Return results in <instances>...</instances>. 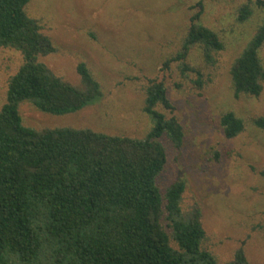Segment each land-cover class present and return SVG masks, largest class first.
Wrapping results in <instances>:
<instances>
[{
	"label": "trees",
	"instance_id": "trees-1",
	"mask_svg": "<svg viewBox=\"0 0 264 264\" xmlns=\"http://www.w3.org/2000/svg\"><path fill=\"white\" fill-rule=\"evenodd\" d=\"M29 2L0 0V48L21 56L0 108V264H217L202 248L200 208L182 210L184 181L171 182L163 193L157 186L167 162L161 139L175 149L183 142V128L162 81L150 80L145 89L142 110L152 127L141 139L89 129L37 131L23 126L21 103L63 116L102 97L85 64L76 67L80 79L76 87L40 62L57 49L40 22L28 16ZM255 3L264 9L262 0ZM195 7L198 12L191 16L172 60L180 62L183 71L194 73L201 87V73L185 64L190 49L198 46L204 61L213 64V54L222 51L223 43L200 24L202 3ZM252 14L250 4H244L237 20L245 22ZM263 46L264 17L230 67L235 99L260 96ZM252 124L264 130L263 117ZM219 126L231 140L244 131L245 122L226 111ZM228 264H248L242 248Z\"/></svg>",
	"mask_w": 264,
	"mask_h": 264
},
{
	"label": "rangeland",
	"instance_id": "rangeland-1",
	"mask_svg": "<svg viewBox=\"0 0 264 264\" xmlns=\"http://www.w3.org/2000/svg\"><path fill=\"white\" fill-rule=\"evenodd\" d=\"M256 0H30L26 11L40 22L57 52L40 59L52 72L80 87L78 64H85L99 83L102 97L82 110L63 116L19 105L23 126L37 131L89 129L141 139L152 127L143 113L150 80L162 81L183 128L175 149L166 139V166L157 179L161 193L173 181L186 185L182 210L198 206L205 239L202 248L228 264L242 248L248 264H264V130L252 120L264 118V84L259 97H233L229 70L246 46L264 9ZM264 2V0H262ZM202 3L200 24L215 32L223 49L206 63L201 49H190L182 70L172 60L180 51L191 16ZM250 4L252 16L238 22L239 8ZM264 63V46L261 50ZM167 63V65H166ZM21 64L20 54L0 48V108L8 79ZM166 117L170 114L161 107ZM226 111L244 120V131L228 140L219 126ZM163 225L164 222H163ZM171 246H176L171 242Z\"/></svg>",
	"mask_w": 264,
	"mask_h": 264
}]
</instances>
